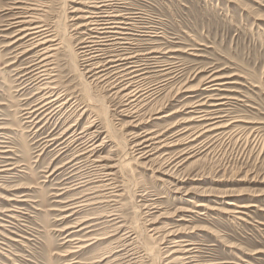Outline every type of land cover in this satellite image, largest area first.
Returning a JSON list of instances; mask_svg holds the SVG:
<instances>
[{
	"label": "rangeland",
	"instance_id": "374dc122",
	"mask_svg": "<svg viewBox=\"0 0 264 264\" xmlns=\"http://www.w3.org/2000/svg\"><path fill=\"white\" fill-rule=\"evenodd\" d=\"M86 1L0 0V127L8 128L0 140L10 147L0 153V264H70L66 233L88 215L97 219L78 235L91 230L112 237L82 251L81 262L99 257L109 244L119 263L131 258L132 264H167L175 250L172 239H178L195 243L200 264H264V0H112L119 14L133 17L124 46L133 56L156 52L150 56L158 58L149 61L152 68L138 82L155 93L134 108L127 107L126 91L117 90L120 80L105 83L84 68L78 48L87 31L76 29L74 17ZM27 3L42 6L36 12L57 34L58 81L71 98L66 114L48 123H26L20 112L33 88L19 85L24 73L14 69L26 67L32 54L13 60L18 43L4 47L15 30L7 26L19 11L14 8ZM211 74L227 83L218 97H228V105L218 107L217 115L236 123L199 139L190 151L175 145L140 157L144 145L137 144L148 131L175 138L200 126L186 122L192 116L187 107L206 96L200 84ZM184 86L196 91L180 93ZM76 123L77 132L87 127L95 135L88 150L96 149L93 158L103 159L112 173L111 192L105 198L95 193L93 202L101 203L65 218L64 205L81 191L62 190L70 181H63L68 176L60 174L63 169L50 173L82 143H72L57 158L64 144L45 150L36 141ZM168 158L175 159L169 166ZM232 203L251 207L241 210Z\"/></svg>",
	"mask_w": 264,
	"mask_h": 264
},
{
	"label": "bare ground",
	"instance_id": "6f19581e",
	"mask_svg": "<svg viewBox=\"0 0 264 264\" xmlns=\"http://www.w3.org/2000/svg\"><path fill=\"white\" fill-rule=\"evenodd\" d=\"M39 7L42 6H40L37 3H29V4L27 3L25 7L14 8V9H19V11L16 13L17 16L16 17L14 16L15 18L11 19L12 21L9 22L7 26H9V29H15V30L12 32V34H10L7 44L6 46H4V47H11L14 44L18 43V46L17 48L15 47V52L12 56L13 60L16 59L19 60V58H22L27 54H32L27 58L28 61L25 63L26 67L14 69L16 70V73L18 75L22 72L24 73L21 76H18L20 80L19 85H24L22 87H25L26 85L32 84L31 87L33 88V92H32L33 94L31 93L29 97L24 98L25 100L24 103L27 104H25V106H23L24 103L23 105L21 104L23 108L20 111L22 115V119L24 121H27L26 123H30V124L40 123V122L42 123V121L43 123H48V120H50L57 114L62 113L61 115H65L67 110L65 109L66 107L65 105H67L68 100L71 99V98L69 99V96L66 93L65 89L60 90L61 86L58 81V75H57L58 69L55 63V54L58 51L59 44L61 43L57 39L56 36L57 34H55L51 26L43 22L41 20L42 17L40 18L39 13L36 12L39 11L40 9ZM74 11L75 10H73V12ZM80 13L81 15L78 16L76 15L77 18L74 17V19L78 21L76 29L78 30L84 29L87 31L86 33L83 34V36L85 37L79 42V44L82 46L81 47L79 46L78 48L79 54L81 55L82 60H84V68L87 69V73H92L91 77H95L96 79H99L101 81L104 80L105 83L108 80H109L108 82H110V79L112 78L116 79L113 80L114 82L120 80L121 82L119 81L116 83L117 84L116 88L117 90L120 89L121 91L120 93L126 91L125 95L123 94L121 95H123L126 98L125 100L128 101L127 107L134 108L140 106L139 101L142 102V100H144V97L152 96L155 93L154 89L152 88L150 89L149 87L146 88L144 84L141 83L138 84V82L144 79V76L147 74V72L149 73V71L146 72V70L148 68H152L150 66L149 61H154V63H158L157 57L152 58L150 56L151 54H154L156 52H151L146 54H135L134 56L132 55L131 52H129L130 49H127L124 45L129 44L128 40L129 37L131 36L130 32L132 31L131 28L132 24L129 21L133 20L132 19L133 17L132 18L129 16L124 17L121 14H119L116 5L114 2H112V0H87L82 4ZM141 62L144 63L139 64ZM148 62L149 65L147 66ZM151 63L153 64V62ZM9 65L10 64H7L6 66ZM169 68L162 69L159 72L167 71ZM225 79L226 78L219 77L216 74H211L210 76H208L200 84L201 86L200 90H202L206 94V96L201 101L187 107L192 109L190 112L192 116L190 117L189 120L187 119L188 121L186 122L196 123L199 124L200 126L187 129V131L183 135L180 134L179 136H175V138L174 137L163 138L164 137L163 134H158V132L153 133L148 131L146 133V136L143 137L144 139L141 140V143L138 142L139 144H137V146L144 145L141 147V151H139V153H141L140 157H143V155L147 154L148 152H152L156 149L158 150L166 149L173 147L175 145H180V146L187 145V147L190 146V148L187 150L190 151L193 148L191 146L194 145L199 139L205 137L210 133H213L215 131L225 130L230 126L234 125V123H236L237 120H231V119L229 120L226 117H224L225 119L224 121V119H222L223 118L222 116L217 115L218 110H216L220 106L222 107L228 105V102H225V100L229 99L228 97H218L219 96L218 93L227 91L225 89V86L227 84L225 82ZM15 85H17V83ZM195 91L196 89L188 88L187 86H184L182 92L180 93H192ZM61 97L63 98L61 99ZM70 107L72 106H69V108ZM129 116L130 115H128V117ZM66 122L67 121L65 119L63 121L60 120L59 122L57 120L55 124L62 125L65 124ZM92 124L93 123H91V125ZM77 125L78 124L76 123L67 126L64 130H61V132L57 134V136H54L55 134L53 133L54 132L53 129V131H51L48 136H43L42 138L38 139V141H36V142H41L40 146L42 147V149L45 150L50 147H53V145L58 142L59 144H57L56 147L53 148L54 150L61 147V145L64 144V147L59 148L55 151L57 153V158L64 154L62 151L64 148L66 149L67 147H69L68 148L69 150L70 145H72V143L74 142L77 143L78 141H80L79 143H82L83 147L80 148L79 150L72 148L73 151L74 150L76 151H74V153L72 154V158L70 160L65 162L63 165L61 164L60 167L54 168L50 173L51 176L53 175V173H55V171L63 169V171L60 174L65 175L67 173L68 175L67 178L63 179V181H69V180L70 181L64 183L65 187L64 188L62 187V190L76 191V192L78 190L81 191L79 194H77L78 196L76 198L74 196L73 199L68 200V203L65 202L66 205L64 206L66 210L69 212V215L65 216V218L74 215V213H76L80 209L81 210L84 209L85 211L86 207L91 208L92 205L101 203L102 201L99 202V200H97L98 202H93L95 201L96 198L94 194L100 192L105 193L102 195V197L100 196L101 198H105L107 197V193L105 191L111 189L108 188L109 186H111L109 184L110 178L108 177L111 176L112 173L110 175V173L107 172L109 168L102 164L104 161L103 159L93 158L94 156L93 152L96 149L88 150V147L93 146L92 139L93 137H95V135L93 133H89V132L87 133L88 131V129H86L87 127H84L85 129L82 128V130H79L77 132L78 130L76 129ZM41 128L42 127L37 129L36 132H38ZM6 129L8 128L0 127V139L3 140L6 139V137L3 136L4 130ZM70 132L71 135L67 136V134ZM97 136L98 134L96 135V137ZM7 144H8L7 141L4 142L0 140V153L10 152V150L8 149L10 147L6 146ZM99 146L100 145L96 146V148ZM146 149H148L147 152L145 151ZM187 151L185 152L183 151L182 153H180V155L187 153ZM97 156L100 157L99 155ZM174 158L173 159L168 158V162H167L168 166L171 165L173 160H175ZM6 166L9 165L6 164L5 167ZM4 170L7 171L8 169H4ZM47 177L49 176L47 175ZM110 192L111 191H109L108 193ZM110 195L111 194H109L108 196ZM23 201H26V199L22 200V202ZM229 205L231 207L236 206L234 203ZM236 207L237 209L239 208L241 210H245L250 208L251 206L242 205ZM12 212H15V210ZM227 213L240 214L241 211L240 212L227 211ZM112 215L114 214L110 213L108 216H105V218L111 217ZM89 216L91 215L81 218V220L77 221L76 223H74V225L68 228V230L70 229V231L66 233V237H65L66 240L64 241H66L65 243L68 244L69 246V251L67 250L68 251L67 255H70V257H72L70 259L71 262L69 263L70 264H100V263L132 264V262L131 263L129 262L131 258L129 261H124L119 263L118 259L120 258H118V255H116L111 250H109L108 247L109 244H107V246L105 247L106 252L102 254L99 252L100 256L96 257L98 256L96 255L95 256L96 258H93L94 260H92L91 262L87 261L86 259H85L86 262H81L79 260L78 255L82 251L90 247H93V245H96L100 241L103 242L105 241L106 243V240L112 237L110 235L107 236L106 233L103 236L102 235L100 236L101 233L99 235L91 234V230L87 231L86 234H83L82 236L78 235L77 233L83 230L85 231L86 229H91L92 226L94 225L92 223L97 218L89 217ZM113 230H111L110 232H112ZM111 235L113 234L111 233ZM172 240L174 241L173 247L175 250L167 258L168 261L167 264H200L201 263L200 261H198V255H196L197 251L195 252L194 250L195 247L194 248L192 247L195 246L194 245L195 243L194 244H191V242L186 243L189 240L187 241L178 240V239L177 240L172 239ZM174 255H177L178 257L173 258Z\"/></svg>",
	"mask_w": 264,
	"mask_h": 264
}]
</instances>
